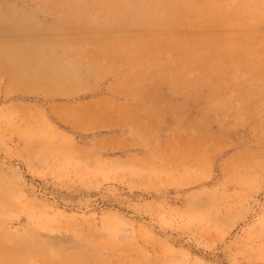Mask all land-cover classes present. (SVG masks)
<instances>
[{
    "label": "rangeland",
    "instance_id": "374dc122",
    "mask_svg": "<svg viewBox=\"0 0 264 264\" xmlns=\"http://www.w3.org/2000/svg\"><path fill=\"white\" fill-rule=\"evenodd\" d=\"M158 12L0 0V264H264V22Z\"/></svg>",
    "mask_w": 264,
    "mask_h": 264
},
{
    "label": "bare ground",
    "instance_id": "6f19581e",
    "mask_svg": "<svg viewBox=\"0 0 264 264\" xmlns=\"http://www.w3.org/2000/svg\"><path fill=\"white\" fill-rule=\"evenodd\" d=\"M145 2L148 3L150 9L153 8V9L159 10L158 14L155 16L156 19L164 18V20H166L165 17L167 18L171 17L173 19H178L179 17L183 15L184 11L187 10L194 17V19H198L202 21L207 17L221 16L222 17L221 19L224 21L223 23H225L226 25L232 26L233 17L242 16L244 19L243 23L237 26V28L240 30V33L242 34V37H241L242 42L248 40V34L245 33V28L255 29L257 28L259 24L264 22V0H145ZM182 5H186V6L183 7ZM149 19L153 20L151 17H149ZM209 41H212V40H209ZM169 43H172V42L169 41ZM204 44H208L209 47H214L213 42H208ZM159 48L160 50L166 51V48H162V47H159ZM212 50L210 49V51ZM195 51L197 50L195 49ZM212 63L215 65L214 69H216V71L219 69H222L223 65L218 62L217 55H215L214 59L212 60ZM194 82H201V81H197V79H195ZM31 85H32L31 88L40 90L46 93L53 94L55 91V84L49 79H46V80L44 79L39 84L30 83V86ZM35 85L38 87L36 88ZM26 87L30 88L29 86H26ZM102 106L103 105H99L97 108H94V106L89 107V108H86L84 106L83 107H71V108L58 107L54 110V114L63 123L69 125L70 127L74 129H82L84 130V132L87 133L89 131H92L98 125L108 123V119L104 116V113H101ZM113 138H109L105 140L104 143H117L116 140ZM7 253L9 254V256L17 257L21 262L20 264H29L28 258L31 255H33V252L31 251L26 253L24 249L21 250L16 247L11 248L10 251ZM81 259H82L81 261L79 262L76 261V263L72 262V259H64L56 263L57 264H86V262L84 261V258L81 257ZM6 263L7 261L5 262V264ZM47 263L49 264V262Z\"/></svg>",
    "mask_w": 264,
    "mask_h": 264
},
{
    "label": "crops",
    "instance_id": "0c3cea01",
    "mask_svg": "<svg viewBox=\"0 0 264 264\" xmlns=\"http://www.w3.org/2000/svg\"><path fill=\"white\" fill-rule=\"evenodd\" d=\"M5 13H7V12H5ZM103 106H104V105H103ZM103 106H102V107H103ZM58 107H66V108H68L69 106H58ZM58 107H56V108H58ZM56 108H55V109H56ZM69 108H71V107H69ZM55 109H54V110H55ZM102 109L104 110V108H102ZM73 129H74V128H73ZM75 130H80V131L84 132V130H82V129H75Z\"/></svg>",
    "mask_w": 264,
    "mask_h": 264
}]
</instances>
